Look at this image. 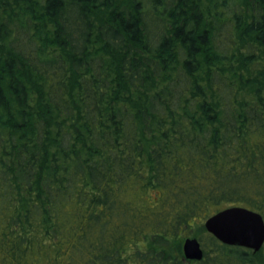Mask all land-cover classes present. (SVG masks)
I'll return each instance as SVG.
<instances>
[{"label":"trees","instance_id":"trees-1","mask_svg":"<svg viewBox=\"0 0 264 264\" xmlns=\"http://www.w3.org/2000/svg\"><path fill=\"white\" fill-rule=\"evenodd\" d=\"M231 206L264 219V0H0V264H264Z\"/></svg>","mask_w":264,"mask_h":264},{"label":"water","instance_id":"water-1","mask_svg":"<svg viewBox=\"0 0 264 264\" xmlns=\"http://www.w3.org/2000/svg\"><path fill=\"white\" fill-rule=\"evenodd\" d=\"M205 230L223 244L258 251L264 244V219L254 210L231 206L217 211L204 221ZM183 255L189 260H200L203 250L195 237L184 239Z\"/></svg>","mask_w":264,"mask_h":264}]
</instances>
